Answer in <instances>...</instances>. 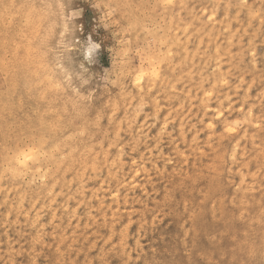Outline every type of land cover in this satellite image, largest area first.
Instances as JSON below:
<instances>
[{
    "label": "rangeland",
    "instance_id": "rangeland-1",
    "mask_svg": "<svg viewBox=\"0 0 264 264\" xmlns=\"http://www.w3.org/2000/svg\"><path fill=\"white\" fill-rule=\"evenodd\" d=\"M0 264H264V0H0Z\"/></svg>",
    "mask_w": 264,
    "mask_h": 264
},
{
    "label": "snow or ice",
    "instance_id": "snow-or-ice-1",
    "mask_svg": "<svg viewBox=\"0 0 264 264\" xmlns=\"http://www.w3.org/2000/svg\"><path fill=\"white\" fill-rule=\"evenodd\" d=\"M167 2H170V0H167ZM99 45H97V44H92L90 47H89V49H88V51H89V54H91V53H93L96 49H97V47H98Z\"/></svg>",
    "mask_w": 264,
    "mask_h": 264
}]
</instances>
